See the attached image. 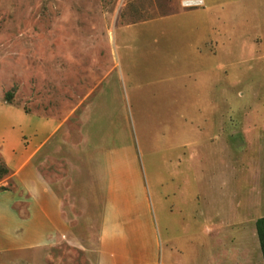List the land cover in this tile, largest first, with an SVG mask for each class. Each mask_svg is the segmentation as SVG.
Masks as SVG:
<instances>
[{"label":"rangeland","instance_id":"obj_1","mask_svg":"<svg viewBox=\"0 0 264 264\" xmlns=\"http://www.w3.org/2000/svg\"><path fill=\"white\" fill-rule=\"evenodd\" d=\"M183 1L0 0V105L77 130L117 51L122 76L105 81L111 88L91 116L100 124L87 131L102 130L111 151L132 149L149 210L143 261L247 264L248 175L250 165L264 166V44H247L246 59L235 58L240 45L225 59L214 44L215 57L208 46L196 56V10L176 19L186 25L170 23ZM5 116L0 107V134ZM4 169L0 156V192L16 190Z\"/></svg>","mask_w":264,"mask_h":264},{"label":"crops","instance_id":"obj_2","mask_svg":"<svg viewBox=\"0 0 264 264\" xmlns=\"http://www.w3.org/2000/svg\"><path fill=\"white\" fill-rule=\"evenodd\" d=\"M185 10H196L197 21L189 23L198 37L192 47L196 56H206L205 46L214 44L221 60L232 57L233 46L240 45L235 58H245L247 44H264V0H184L170 17L174 27L187 24L176 21L189 12ZM208 52L216 56L215 49L209 47ZM114 54L115 67L104 69L114 70L95 90L85 110L87 120L80 119L75 131L55 119L0 105L13 116L1 122L0 156L16 186L0 192V264H66L62 252L83 264H146L143 253L150 229L143 208L148 210V203L132 149L111 151L104 147L108 135L101 129L93 136L87 131L95 123V106L111 88L105 81L118 70L122 76L123 63L118 52ZM261 58L264 61V55ZM218 67L227 68L221 63ZM92 137L100 141L94 147ZM263 174L264 166L250 165L247 184L253 198L247 212L255 228L247 264H264L256 229L264 218Z\"/></svg>","mask_w":264,"mask_h":264},{"label":"trees","instance_id":"obj_3","mask_svg":"<svg viewBox=\"0 0 264 264\" xmlns=\"http://www.w3.org/2000/svg\"><path fill=\"white\" fill-rule=\"evenodd\" d=\"M3 172L5 174L9 173L8 169H4ZM257 235L260 242L261 252L264 260V218L260 219L256 223Z\"/></svg>","mask_w":264,"mask_h":264}]
</instances>
